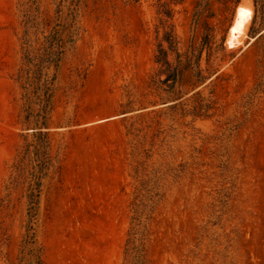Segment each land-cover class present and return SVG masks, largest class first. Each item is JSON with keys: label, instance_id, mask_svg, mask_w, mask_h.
I'll return each instance as SVG.
<instances>
[{"label": "rangeland", "instance_id": "rangeland-1", "mask_svg": "<svg viewBox=\"0 0 264 264\" xmlns=\"http://www.w3.org/2000/svg\"><path fill=\"white\" fill-rule=\"evenodd\" d=\"M65 1L75 20L41 119L24 89V38L39 49L62 0H0V264H122L139 179L160 195L147 264H264V20L250 35L253 0L172 7L174 89L154 63L155 0ZM239 9L250 18L231 44Z\"/></svg>", "mask_w": 264, "mask_h": 264}, {"label": "trees", "instance_id": "trees-1", "mask_svg": "<svg viewBox=\"0 0 264 264\" xmlns=\"http://www.w3.org/2000/svg\"><path fill=\"white\" fill-rule=\"evenodd\" d=\"M130 1H132L133 3H138L142 0ZM155 1L157 2L156 12L160 28L162 30V40L156 45L154 63L158 66L159 75L164 76L163 83L166 84L167 87H171V89H174L173 86L180 77L181 67L177 66L176 62L173 63L170 59V56L172 54L176 56L178 54V42L173 32V26L170 22L173 12L172 7L176 4L181 3L182 0ZM253 2L256 7V11L251 19V28L249 34L256 37L260 34H257V30L261 26L264 17L263 13H261L262 10L258 6V3H262V0H253ZM65 3L66 1L62 0V3H60V5L58 6L59 8L56 12L58 25L54 27L46 37H44L41 47L35 52H32L33 49L29 44L30 41L27 39V34L25 33L24 44L27 46V48L24 49L23 57L26 66V82L24 83V89L30 90V100L32 99V103L38 106L39 113L37 114V117L41 119L45 118L46 112L48 110V102L50 97L49 85L56 78V72L59 68L65 51V47L70 38V20L71 22L75 20V5H73V7L69 9V13L68 15H66L64 13ZM207 5L208 3H206V6ZM163 43L166 44L165 47L163 46ZM51 71L52 77L49 78V74L51 73ZM176 95H179V92L176 93ZM29 109L30 108L28 107V110ZM43 125L44 124L41 122L40 126ZM38 129L39 132H37V134L39 136H45L44 133L40 132L41 127H39ZM46 147L47 141H44L40 157L45 155ZM41 160L42 157L38 160L39 164H41V166L39 167L40 175H42L43 171ZM40 175L36 176L38 180L41 177ZM35 185L36 189H38L39 182H37ZM157 190L158 189L154 187V183H152V181H147V183H145L142 179H139L138 186L130 203V220L126 233L122 264H147L145 247L150 233L149 226L154 213V208L160 200V195L157 193ZM36 198L37 195H34L33 193L28 198V216L30 223V220H32L33 218V214L31 212L32 210H34L37 202ZM29 229H31V227H29Z\"/></svg>", "mask_w": 264, "mask_h": 264}, {"label": "bare ground", "instance_id": "bare-ground-1", "mask_svg": "<svg viewBox=\"0 0 264 264\" xmlns=\"http://www.w3.org/2000/svg\"><path fill=\"white\" fill-rule=\"evenodd\" d=\"M249 18H250L249 13L247 16H245L242 14L241 9L238 10V12L235 15L234 21L228 31V42L229 43L232 44V43L238 42V40L241 38V36L244 34L247 28Z\"/></svg>", "mask_w": 264, "mask_h": 264}, {"label": "snow or ice", "instance_id": "snow-or-ice-1", "mask_svg": "<svg viewBox=\"0 0 264 264\" xmlns=\"http://www.w3.org/2000/svg\"><path fill=\"white\" fill-rule=\"evenodd\" d=\"M241 11H242V14H243V15H245V16L248 15V13H247L246 11H244V10H241Z\"/></svg>", "mask_w": 264, "mask_h": 264}]
</instances>
